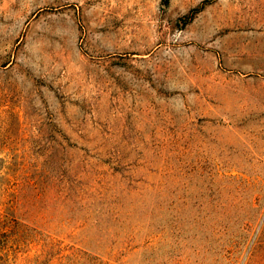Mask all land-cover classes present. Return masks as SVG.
Here are the masks:
<instances>
[{
  "label": "rangeland",
  "instance_id": "obj_1",
  "mask_svg": "<svg viewBox=\"0 0 264 264\" xmlns=\"http://www.w3.org/2000/svg\"><path fill=\"white\" fill-rule=\"evenodd\" d=\"M0 264H264V0H0Z\"/></svg>",
  "mask_w": 264,
  "mask_h": 264
}]
</instances>
